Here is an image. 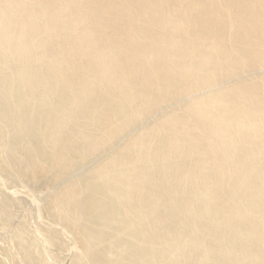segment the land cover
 Wrapping results in <instances>:
<instances>
[{"label": "bare ground", "instance_id": "bare-ground-1", "mask_svg": "<svg viewBox=\"0 0 264 264\" xmlns=\"http://www.w3.org/2000/svg\"><path fill=\"white\" fill-rule=\"evenodd\" d=\"M9 183L51 262L264 264V0H0V224L45 264Z\"/></svg>", "mask_w": 264, "mask_h": 264}, {"label": "rangeland", "instance_id": "rangeland-1", "mask_svg": "<svg viewBox=\"0 0 264 264\" xmlns=\"http://www.w3.org/2000/svg\"><path fill=\"white\" fill-rule=\"evenodd\" d=\"M9 187H11V189H12L11 190L9 188L10 191H14L15 190L17 193L18 192L22 193V195L20 193H18L19 194V198H17V199H19V200H16L14 198L15 200H14L13 207H15V208H13L14 209L13 211L16 212L15 213L16 216H18V217L20 215L22 216V219L20 221H23V225L28 230H30V235L32 236L33 240L35 241V245L32 244V247L34 248L33 251L35 253V256L38 257V255H37L38 250L35 247V246H37L39 251H40V253H41L40 257L45 262V264H64L63 261L61 263L60 262H56V259H54V261H52V262L47 260L46 257H49L48 254H47V256L45 255V253H47V248H46L47 245L45 243H43L42 241H41L42 244L39 243V236H37L35 234L34 230H33L34 229V226H33L34 223L32 222L33 219H32V216H31V210H32L31 207H32V205L30 204L29 200H27L28 199L27 197H28V195H30L32 193L34 195H37L38 199L41 200V199L44 198L43 196H45V194L48 192V189L45 186H39V187H36L34 189V188H31V187L27 186L24 183H19V184H12V183L10 184L9 183ZM33 190H35V191L33 192ZM26 192H28V193H26ZM24 199H26V200H24ZM24 201H25V203H24ZM26 201H28V202H26ZM20 202H21V204H20ZM27 203H29L30 206ZM17 205H19V206H17ZM21 205H22V207H21ZM25 205H26V208H25ZM34 225L36 226V223ZM42 227H44V226H42ZM50 228H52V227H44V229H50ZM55 230H58V228H56ZM9 233L12 234L11 232L4 231L3 228H2V225L0 224V264H17L15 262L14 258H12L11 255H10V250H9L11 248L10 243H9V241L7 239L4 238ZM60 233H59L60 239L63 240L64 243L67 245V239L64 238ZM40 238H41V236H40ZM62 253L60 254V258H64L65 256H63V255H66L67 251H64Z\"/></svg>", "mask_w": 264, "mask_h": 264}]
</instances>
